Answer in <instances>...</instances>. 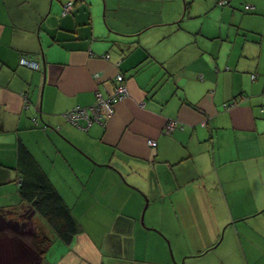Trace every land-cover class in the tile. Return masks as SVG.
<instances>
[{
  "label": "crops",
  "instance_id": "0c3cea01",
  "mask_svg": "<svg viewBox=\"0 0 264 264\" xmlns=\"http://www.w3.org/2000/svg\"><path fill=\"white\" fill-rule=\"evenodd\" d=\"M67 1L0 0V220L53 239L38 264H264V0ZM119 73L105 124L62 116ZM21 146L69 242L25 199Z\"/></svg>",
  "mask_w": 264,
  "mask_h": 264
},
{
  "label": "trees",
  "instance_id": "16d2710c",
  "mask_svg": "<svg viewBox=\"0 0 264 264\" xmlns=\"http://www.w3.org/2000/svg\"><path fill=\"white\" fill-rule=\"evenodd\" d=\"M225 3L226 0L219 1L220 5ZM245 8L248 10L252 6L245 5ZM20 156L27 162L21 186L25 199L30 201L33 210L39 211L44 216L61 239L69 242L80 231L71 209L25 147H20ZM3 210L0 208V214H4ZM52 240L50 236L38 230V234L34 239L38 254H41Z\"/></svg>",
  "mask_w": 264,
  "mask_h": 264
},
{
  "label": "built area",
  "instance_id": "2783aa9c",
  "mask_svg": "<svg viewBox=\"0 0 264 264\" xmlns=\"http://www.w3.org/2000/svg\"><path fill=\"white\" fill-rule=\"evenodd\" d=\"M74 6V1L69 0L64 4L63 12L66 13ZM248 7V6H247ZM20 64L32 69H39L40 63L27 54H23L20 58ZM255 75H253V78ZM129 94L126 77L123 73L116 76V84L114 91L108 96L104 97L101 93L96 94V101L91 105L82 106L76 105L67 111L62 116L71 124L82 129H87L91 124L98 122L105 124L107 120L114 113V105L123 100ZM225 106H228L226 103ZM36 125L40 124L38 118H34ZM177 126L176 120H170L165 125V131L170 132ZM149 145L155 147L157 141L154 139L148 140Z\"/></svg>",
  "mask_w": 264,
  "mask_h": 264
},
{
  "label": "rangeland",
  "instance_id": "374dc122",
  "mask_svg": "<svg viewBox=\"0 0 264 264\" xmlns=\"http://www.w3.org/2000/svg\"><path fill=\"white\" fill-rule=\"evenodd\" d=\"M5 224L0 220V264H38V252L34 244L37 231L30 224L18 231ZM23 239L26 241L22 242Z\"/></svg>",
  "mask_w": 264,
  "mask_h": 264
}]
</instances>
